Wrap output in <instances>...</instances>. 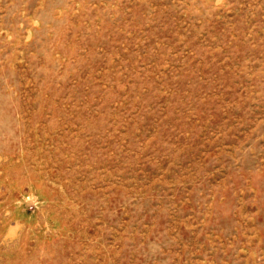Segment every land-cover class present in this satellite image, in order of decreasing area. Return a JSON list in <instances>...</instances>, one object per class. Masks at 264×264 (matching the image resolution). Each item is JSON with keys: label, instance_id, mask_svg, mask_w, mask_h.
Returning <instances> with one entry per match:
<instances>
[{"label": "rangeland", "instance_id": "rangeland-1", "mask_svg": "<svg viewBox=\"0 0 264 264\" xmlns=\"http://www.w3.org/2000/svg\"><path fill=\"white\" fill-rule=\"evenodd\" d=\"M0 264H264V0H0Z\"/></svg>", "mask_w": 264, "mask_h": 264}]
</instances>
